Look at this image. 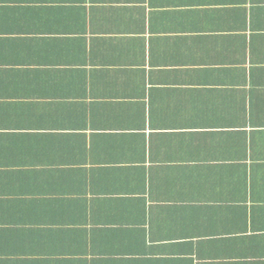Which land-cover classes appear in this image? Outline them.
<instances>
[{"label":"crops","instance_id":"1","mask_svg":"<svg viewBox=\"0 0 264 264\" xmlns=\"http://www.w3.org/2000/svg\"><path fill=\"white\" fill-rule=\"evenodd\" d=\"M0 264H264V0H0Z\"/></svg>","mask_w":264,"mask_h":264}]
</instances>
